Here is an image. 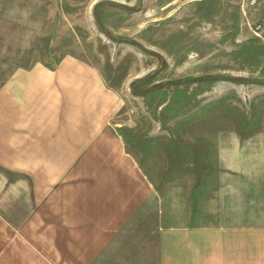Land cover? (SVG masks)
Instances as JSON below:
<instances>
[{"label":"rangeland","instance_id":"obj_1","mask_svg":"<svg viewBox=\"0 0 264 264\" xmlns=\"http://www.w3.org/2000/svg\"><path fill=\"white\" fill-rule=\"evenodd\" d=\"M69 55L116 91L110 122L151 180V236L159 209L178 210L263 249L264 0H0V83Z\"/></svg>","mask_w":264,"mask_h":264},{"label":"crops","instance_id":"obj_2","mask_svg":"<svg viewBox=\"0 0 264 264\" xmlns=\"http://www.w3.org/2000/svg\"><path fill=\"white\" fill-rule=\"evenodd\" d=\"M117 99L73 55L1 81L0 264H264L263 240L200 234L211 226L178 210L159 209L151 236V180L110 122Z\"/></svg>","mask_w":264,"mask_h":264}]
</instances>
